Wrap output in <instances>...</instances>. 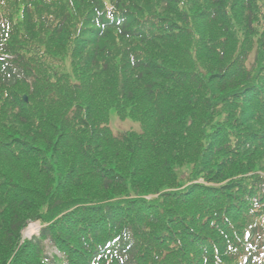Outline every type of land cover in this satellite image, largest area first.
Here are the masks:
<instances>
[{
    "label": "trees",
    "instance_id": "obj_1",
    "mask_svg": "<svg viewBox=\"0 0 264 264\" xmlns=\"http://www.w3.org/2000/svg\"><path fill=\"white\" fill-rule=\"evenodd\" d=\"M263 8L0 0V264H264Z\"/></svg>",
    "mask_w": 264,
    "mask_h": 264
},
{
    "label": "rangeland",
    "instance_id": "obj_2",
    "mask_svg": "<svg viewBox=\"0 0 264 264\" xmlns=\"http://www.w3.org/2000/svg\"><path fill=\"white\" fill-rule=\"evenodd\" d=\"M195 3H196V7L194 8V10H195V12H197L198 10H200L202 8L203 3L200 1H197ZM60 9H61V11L64 10L62 3H60ZM66 10L69 11L68 9H66ZM23 23H24V21H23ZM14 33L17 34L18 36H27L28 38H31V39H33L35 37V35H33L32 32L30 33L28 30H26L22 26H19L18 24H17V27L14 29ZM54 50H55V48H54ZM56 58H57V55H56V57H53V62L56 61ZM180 59H182V57ZM253 59H254L253 56H251L250 62H252ZM50 67L51 66L49 65V62L46 61V63H44V67H42V68H43V70H48ZM66 67L68 69L70 67V64L66 63ZM118 114L119 113H116V110L114 108L111 109V116H110V121H109L110 122L109 125L111 126V128L113 129L114 133L117 136H126V133L129 131V129H137V130L141 129V126L138 125L137 123H135L131 120H128V119L119 118ZM200 181H202V180H200ZM227 181L229 182L228 179H227ZM43 224L44 223H42L41 221L31 222L25 229L27 232H29V234L28 235H26L25 233H23V234L26 236V238H29V236H33V235L37 234ZM25 230H24V232H25ZM47 249L51 253H53L55 251V249H53V246L51 244H47Z\"/></svg>",
    "mask_w": 264,
    "mask_h": 264
},
{
    "label": "bare ground",
    "instance_id": "obj_3",
    "mask_svg": "<svg viewBox=\"0 0 264 264\" xmlns=\"http://www.w3.org/2000/svg\"><path fill=\"white\" fill-rule=\"evenodd\" d=\"M29 230V229H28ZM27 234V233H26Z\"/></svg>",
    "mask_w": 264,
    "mask_h": 264
}]
</instances>
